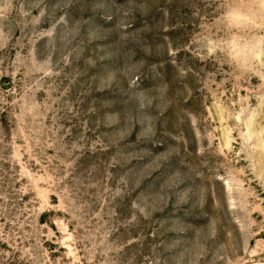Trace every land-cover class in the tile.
Returning a JSON list of instances; mask_svg holds the SVG:
<instances>
[{"label":"rangeland","instance_id":"1","mask_svg":"<svg viewBox=\"0 0 264 264\" xmlns=\"http://www.w3.org/2000/svg\"><path fill=\"white\" fill-rule=\"evenodd\" d=\"M228 3L0 0V264H264V99L213 54Z\"/></svg>","mask_w":264,"mask_h":264},{"label":"clouds","instance_id":"2","mask_svg":"<svg viewBox=\"0 0 264 264\" xmlns=\"http://www.w3.org/2000/svg\"><path fill=\"white\" fill-rule=\"evenodd\" d=\"M3 15L0 10V16ZM219 19L228 35L223 44L212 41L213 54L223 58L234 77L243 79L259 70L258 96L264 99V70L256 64L257 59H264V0H229ZM203 43L208 51L209 42Z\"/></svg>","mask_w":264,"mask_h":264}]
</instances>
